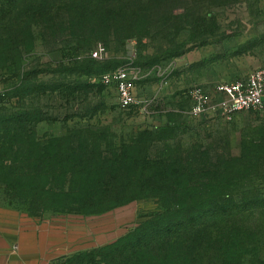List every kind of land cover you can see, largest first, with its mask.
Wrapping results in <instances>:
<instances>
[{
  "label": "rangeland",
  "instance_id": "1",
  "mask_svg": "<svg viewBox=\"0 0 264 264\" xmlns=\"http://www.w3.org/2000/svg\"><path fill=\"white\" fill-rule=\"evenodd\" d=\"M166 6L171 9L166 27H161V33L152 28L141 41L100 42L87 48L64 42L59 49L48 51L37 29L33 48L22 53L20 68L6 65V70L4 64L17 57L0 53L4 92L0 119L14 113L35 120L28 128L43 153L38 157L36 150L26 151L24 164L1 162L16 139H9L8 130L0 129V210L18 224L64 229L69 238L79 239L78 247L89 246L86 227H103L94 218L104 215L84 214L90 205L82 203L77 194L64 192L98 189L100 183L87 181L97 176L105 178L104 187H115L111 180L134 175V161L144 158L150 165L165 155L189 159L196 153L199 158L209 157L211 163L243 156L249 162L247 179L237 177L231 185L214 186L225 192V198L198 200L197 205L221 208L229 203L231 193L235 205L253 208L252 213L232 238L209 235V240L195 248L177 250L132 239L145 229L140 224H150L162 211L154 200H137L113 210H120V215L109 220L116 240L77 254L64 264H264V107L233 116L211 114L194 119L188 114V92L207 82L210 86L212 80L206 76L233 81L253 70H264V0H169ZM164 14L160 11L159 18ZM5 15L0 0V40L4 42L0 47L6 45ZM21 36L20 45L28 43L27 34ZM98 44L105 53L94 60L89 56ZM178 58L181 63L175 64ZM130 59L144 72L137 83L139 94L147 82L156 86L157 96L149 104L122 110L116 90L103 85L101 79ZM181 75L186 85L172 93V82ZM24 78L36 90L20 97ZM62 82L74 92L68 98L62 91H52ZM161 84L165 87L159 94ZM82 150L95 168L73 173L70 184V171ZM109 221L99 223L109 230Z\"/></svg>",
  "mask_w": 264,
  "mask_h": 264
},
{
  "label": "trees",
  "instance_id": "2",
  "mask_svg": "<svg viewBox=\"0 0 264 264\" xmlns=\"http://www.w3.org/2000/svg\"><path fill=\"white\" fill-rule=\"evenodd\" d=\"M3 1L8 22L3 27L6 45L0 47V53L17 57L15 61L4 64L6 70L11 66L15 68L17 65L20 68L23 65L22 53L25 49L33 48L37 29L41 30L44 47L48 51L59 49L64 42L79 43L87 48L100 42L141 41L149 35L152 28L161 33V27L168 24L167 16L169 18L171 16L170 7L166 6L169 0ZM160 11H165L164 17L159 18ZM23 34H27L29 40L28 43L20 45L19 41ZM1 43L4 42L0 40ZM91 54L92 52L90 58ZM26 80V78L21 80L18 94L20 97L36 87L28 84ZM64 87L65 84L62 82L52 91H62L68 98L74 92ZM34 121L26 114L21 117L14 113L0 119V129L8 130L9 139H16L15 144H10L8 155H2L1 162L24 164L28 161L25 159V153L30 149L36 150L38 157L43 154L39 141L28 128V124ZM12 146L17 149L12 150ZM123 150L125 147H122L121 151ZM82 152L77 165L70 171V184L73 173L85 171L89 173L87 168H95L96 164L93 163L91 166L92 161H88V153H85V150L80 153ZM195 154L189 159L165 155L150 165L144 158L142 161H134L133 165L137 168L134 175L120 176L116 180L109 178L115 187H104L102 180L105 178L97 176L87 181L100 183L98 189L84 187L77 192L68 189L64 193L72 192L80 196V201L91 207L83 213L92 216L106 215L137 200H154L162 209L161 213L150 224L146 222L140 224L139 226H144L145 229L137 237L132 238L142 245H166L184 250L187 246L195 248L203 240H209V235L232 238L234 233L240 230L241 222L249 219L253 208L235 205L231 193L229 203L221 208L197 205V201L225 198V192L214 186L231 185L237 177L247 179L249 162L243 156L238 160H217L211 163L209 157L199 158ZM63 180L66 182V176ZM192 201L195 204L189 206L188 202ZM262 207L264 210V206Z\"/></svg>",
  "mask_w": 264,
  "mask_h": 264
},
{
  "label": "crops",
  "instance_id": "3",
  "mask_svg": "<svg viewBox=\"0 0 264 264\" xmlns=\"http://www.w3.org/2000/svg\"><path fill=\"white\" fill-rule=\"evenodd\" d=\"M179 58L175 64H179ZM140 80L143 76V70H141ZM206 76L207 81H211V85L227 81L224 79L218 80L209 79ZM230 77L227 79H232ZM139 80V81H140ZM138 81V82H139ZM137 82V83H138ZM168 83V82H166ZM166 83H164L166 85ZM210 83V82H207ZM201 85L203 87H212L208 84ZM185 81L183 75L175 77L172 82V93H178L185 87ZM163 84L160 85L159 94L164 92ZM144 93L139 94L136 84V98L138 104H149L152 98L157 96L154 93L156 86L152 83H144ZM168 93V92H166ZM146 106V105H145ZM120 210L112 211L102 217L94 218L97 224H101L103 227H95L93 230H88L86 227L85 236L89 240L90 245L85 247H78L76 243L79 241L77 238H69L64 229L52 230V227L48 224L43 227L27 226L25 223H16L12 221L10 216H6L0 210V264H64L68 259L74 257L82 252L90 251L97 246H107L110 242L117 239L115 237L114 225L110 222L113 221L119 214ZM104 220H110L111 229H104ZM109 235V236H108Z\"/></svg>",
  "mask_w": 264,
  "mask_h": 264
},
{
  "label": "built area",
  "instance_id": "4",
  "mask_svg": "<svg viewBox=\"0 0 264 264\" xmlns=\"http://www.w3.org/2000/svg\"><path fill=\"white\" fill-rule=\"evenodd\" d=\"M105 48L97 45L91 58L99 60ZM141 71L135 65V59L120 69L104 75L101 79L106 87L117 92L118 106L122 110L138 105L135 90ZM190 98V118H203L211 114L233 116L240 112H259L264 107V70L256 69L244 78L233 81H221L212 87L196 86L188 92ZM4 96L0 82V102Z\"/></svg>",
  "mask_w": 264,
  "mask_h": 264
}]
</instances>
